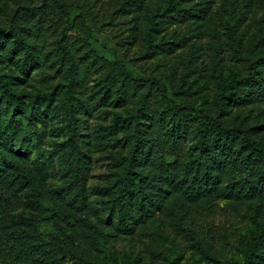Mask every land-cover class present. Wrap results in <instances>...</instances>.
<instances>
[{
  "label": "rangeland",
  "instance_id": "obj_1",
  "mask_svg": "<svg viewBox=\"0 0 264 264\" xmlns=\"http://www.w3.org/2000/svg\"><path fill=\"white\" fill-rule=\"evenodd\" d=\"M44 1L0 0V21L16 10L28 13ZM57 1L64 5L58 18L67 25L60 22L53 25L54 32L46 31V25L27 14L22 32L32 51L7 47L0 52V73L10 80L27 114L33 102L42 113V121H28L21 111L0 102L1 117L24 122L15 138L0 146L44 179L46 210L52 209L51 193L63 206L69 203L62 190L76 168L84 175L86 206L70 208L69 214L89 230L65 228L60 241L46 225L41 229L45 241L55 244L62 264H80L64 254L63 244L90 264H243L247 243L264 223V199H237L224 190L222 180L217 194L200 199L181 185L163 183L156 215L142 226L136 216L137 230H122L111 206L133 147L135 110L146 88L124 96L115 92L105 81L106 60L140 83L152 84L158 89L156 97L194 106L232 127L260 129L252 140L264 149V103L222 108V96L233 82L247 77L264 57V0ZM173 6L194 16L154 33V24ZM69 106L78 128L77 154L68 146ZM61 152L66 153L65 164L59 161ZM20 199L15 215L39 214Z\"/></svg>",
  "mask_w": 264,
  "mask_h": 264
},
{
  "label": "trees",
  "instance_id": "obj_2",
  "mask_svg": "<svg viewBox=\"0 0 264 264\" xmlns=\"http://www.w3.org/2000/svg\"><path fill=\"white\" fill-rule=\"evenodd\" d=\"M64 5L57 0H45L40 6L27 10H16L11 17L0 21V52L10 50L32 51L23 36V25L27 14L43 23L46 31L54 32L53 25H67L58 18L64 14ZM124 12V16L129 13ZM168 15L152 27L173 26L192 19L194 14L173 6ZM158 26V28H155ZM10 55L9 51H7ZM105 81L115 92L123 96L131 90L146 88L143 103L135 110L133 147L126 160L121 182L115 191L112 210L117 214L122 230L132 232L136 216L140 226L150 221L160 210L158 192L163 183L181 185L195 198L217 194L216 185L222 180L224 190L237 199H264V149L254 143L252 136L260 129L244 130L232 127L224 121L206 115L188 104H177L164 96L156 97L152 84L140 83L116 62L106 60ZM264 57L252 66L245 78L235 80L228 95L222 96L223 106H241L244 102L264 103ZM154 93V94H153ZM154 97V100L150 98ZM150 101V102H149ZM0 102L16 108L27 120L42 121V113L33 102L30 111H25L21 97L11 88L6 75L0 73ZM48 107L45 108L46 111ZM72 106L66 109L68 119L67 136L70 152H79L76 144L77 124ZM24 122L20 117L7 120L0 116V144L13 140ZM31 142V141H30ZM65 152L59 161L65 164ZM83 173L79 168L63 187V193L71 200L64 206L53 193L48 196L52 209L42 204L44 179L22 160L5 153L0 146V264H62L55 251V244L46 242L43 229L50 225L54 239L62 237L70 228L75 231L89 230L81 220L69 214L70 208H85ZM25 202L39 214L15 215L18 204ZM134 210V215L131 212ZM42 214H47L42 217ZM37 216V217H36ZM70 222H73L72 225ZM88 228V229H86ZM140 228V227H139ZM138 228V229H139ZM64 254L80 264H90L77 257L63 244ZM243 264H264V223L258 225L247 243Z\"/></svg>",
  "mask_w": 264,
  "mask_h": 264
}]
</instances>
